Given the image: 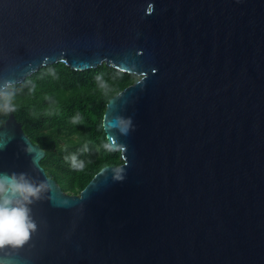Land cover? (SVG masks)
<instances>
[{
    "label": "water",
    "instance_id": "95a60500",
    "mask_svg": "<svg viewBox=\"0 0 264 264\" xmlns=\"http://www.w3.org/2000/svg\"><path fill=\"white\" fill-rule=\"evenodd\" d=\"M54 61L136 79L102 113L121 162L76 193L3 115L0 171L48 185L30 240H264V0H0V83ZM0 264H264V241H29Z\"/></svg>",
    "mask_w": 264,
    "mask_h": 264
},
{
    "label": "trees",
    "instance_id": "16d2710c",
    "mask_svg": "<svg viewBox=\"0 0 264 264\" xmlns=\"http://www.w3.org/2000/svg\"><path fill=\"white\" fill-rule=\"evenodd\" d=\"M135 79L134 73L104 62L74 69L54 61L12 83V113L29 139L44 149L39 163L63 191L76 193L101 166L121 162L119 149L110 147L104 135L102 113L108 98ZM77 115L80 121L73 123ZM73 154L84 161L83 169L66 160Z\"/></svg>",
    "mask_w": 264,
    "mask_h": 264
},
{
    "label": "clouds",
    "instance_id": "9594fccd",
    "mask_svg": "<svg viewBox=\"0 0 264 264\" xmlns=\"http://www.w3.org/2000/svg\"><path fill=\"white\" fill-rule=\"evenodd\" d=\"M104 87L103 83L100 85ZM15 90L12 83H0V112L11 113L15 111ZM80 117L73 118L78 123ZM131 125V120L128 121ZM116 127V124H113ZM130 128L120 129L125 135ZM87 148H85V151ZM76 169H83L84 161L78 160L73 154L66 157ZM47 182L38 180L25 172L0 171V249H19L27 244L37 231V222L32 215V205L39 201L46 193Z\"/></svg>",
    "mask_w": 264,
    "mask_h": 264
}]
</instances>
